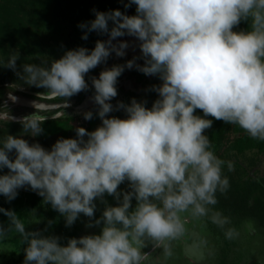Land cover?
Instances as JSON below:
<instances>
[{"label":"clouds","instance_id":"1","mask_svg":"<svg viewBox=\"0 0 264 264\" xmlns=\"http://www.w3.org/2000/svg\"><path fill=\"white\" fill-rule=\"evenodd\" d=\"M133 4L135 15L93 9L95 19L78 24L83 40L91 32L108 36L91 50H67L59 59L25 63L20 69V54L14 52L4 65L18 77L10 89H44L36 93L38 101L56 100L66 109L73 96L90 90L85 77L92 70L113 53L126 55L129 42L117 38H136L141 53L90 77L96 112L82 115L85 121L97 116L101 125L93 131L77 126L75 138L62 137L50 150L22 136L42 135L49 117L57 119L65 111L42 114L34 100L35 111L17 118L7 101L0 103V120L22 128L20 136L0 139V172L9 170L0 175V195L11 202L19 189L30 188L64 218L65 227L81 215L88 218L87 228L102 225L99 234L70 238L63 246L61 237L43 234L47 228L28 231L14 210L0 207L8 218V227L0 223V241L13 230L18 233L25 245L23 264H158L143 250L151 246L171 257L172 243L185 237L189 219L211 213L218 227L231 224L213 209L216 193L230 187L222 166L231 172L234 165L215 155L205 133L217 120L264 141V0H127L124 7ZM242 21L250 22V30L234 31ZM140 59L143 64L137 63ZM126 69L162 82L151 86L159 97L151 108L135 98L129 104L111 103ZM18 99L9 91L8 100ZM120 110L126 119L109 115ZM125 182L126 191L119 187ZM106 196L117 206L109 205ZM97 201L105 206L99 218ZM225 236L231 240L239 232L227 227Z\"/></svg>","mask_w":264,"mask_h":264},{"label":"rangeland","instance_id":"2","mask_svg":"<svg viewBox=\"0 0 264 264\" xmlns=\"http://www.w3.org/2000/svg\"><path fill=\"white\" fill-rule=\"evenodd\" d=\"M19 0H0V103L7 101L11 113L19 118L25 115L32 114L35 109L32 106V101L36 100L42 105V114L54 116L56 113H63L65 111L70 124L74 127H84L89 121L83 119V112L91 110L96 112L91 97L92 92H88L81 102H77L79 94L73 96L69 103L70 107L62 109L59 107V102L52 99L42 98L37 100L36 93L44 92V89L29 87L23 85L22 90H12L8 86L14 82H18L16 74L4 67L9 57L14 52H19L20 59L17 61L18 69L25 63L40 64L42 60L59 59L63 56L60 51L51 53L48 46H42L43 50L38 48L30 49L28 52L21 50L18 44L11 42V40H22L24 31L21 32L18 28V21L10 14L18 15V19L27 20L29 34L33 37L41 36L42 29L39 24L38 15L33 16L34 7L29 1V5L25 9L18 8L16 5ZM136 11V6L134 7ZM15 10L14 12H12ZM2 11V13H1ZM236 31V28L233 29ZM39 33V35H37ZM44 36V34H43ZM127 36L117 38L126 40ZM136 41V51L128 57H118L115 61L130 60L133 56H140L138 47L139 41ZM115 42V41H114ZM3 44V45H2ZM111 61L106 64H101L96 68L92 76L99 77V74L105 68H111L109 64L116 58L113 53ZM137 63L143 64L140 59ZM3 64V65H2ZM135 69L126 70L122 76L118 78L117 86L124 90L139 89L136 91L139 96L134 98L138 101H146L152 103L158 99V94L153 91V96L148 98L146 94L150 93L149 79L156 80L154 85L159 86L162 82L158 77L146 76L142 82L138 81L137 76L133 74ZM90 79V75H87ZM89 87L91 86V82ZM9 91L18 97V102L12 103L8 100ZM115 105L117 102H112ZM145 105V106H146ZM147 107V106H146ZM197 115H203L202 112H196ZM51 117H49L50 119ZM212 119L211 117H207ZM22 132L21 125L18 123H9L6 120H0V139L7 135L20 136ZM211 144L213 142L222 141V146L216 153V156L224 161H231L234 165V171L229 172L227 164L222 166L223 175L227 176L230 182L228 191L224 194L216 193L218 203L214 206V211L221 212L224 216L229 217L231 224L224 229L218 227L211 222L209 213L208 217L200 218L199 224L202 231V239L209 245L208 256L199 260L190 256L179 241H184L185 238L174 241L172 243V256L165 257L162 250L154 253L152 259L158 260V264H264V141H259L248 136L239 126L226 124L223 121L213 120L212 128L206 130L205 133ZM75 138V131L70 132L69 135L60 134L52 140H44L42 135L38 137L22 136V138L29 141V143H40L45 149L50 150L51 146L60 138ZM15 153L10 154L14 158ZM8 169H3L0 175L7 174ZM128 186L127 182L121 186ZM126 188V187H125ZM111 206H117V202L111 196L105 197ZM43 198L30 188H21L18 190V196L11 202H8L6 197L0 195V207L14 210L23 220L28 231L44 230L45 236L54 235L62 239L59 241L61 245L66 246L70 238H80L85 235L99 234L101 226L87 228L85 225L88 221L87 217L83 215L71 226L65 227V220L60 214L53 210L50 205H44ZM134 203L135 200H133ZM132 202V203H133ZM97 203V210L95 218H99L104 210V205L99 201ZM35 210V211H33ZM48 221H53L51 226H48ZM198 221V220H197ZM186 224L188 230L191 229V220ZM0 223L8 227V218L0 214ZM198 225L197 222H195ZM227 227H234L239 236L234 239H227L225 231ZM186 236V235H185ZM20 242V236L13 230L6 240L0 241V264H23L24 251Z\"/></svg>","mask_w":264,"mask_h":264},{"label":"trees","instance_id":"3","mask_svg":"<svg viewBox=\"0 0 264 264\" xmlns=\"http://www.w3.org/2000/svg\"><path fill=\"white\" fill-rule=\"evenodd\" d=\"M126 2L127 0H123V2H121V0H31V3L35 8L33 16L35 17V15H38V25H41V36H39V38H36L33 37L32 34H29L27 20L18 19L19 17L15 12L14 14H10L7 16H10L14 20L18 21L17 26L18 28H20L21 32L24 31V35L22 36V40H11V42L12 44H18V46H20L21 50H23L24 52H28L30 51V49L38 47L40 50H43L42 46L44 45L48 46V50H50L51 53L60 51L63 55L67 50H72L79 47H86L91 50L95 47V43L97 40H107L108 36L106 34H98L96 32H91L88 34V39L83 40L81 37L84 34V30L78 28V24L95 19L93 9L102 12L119 9L126 15H135V5L133 4V10L129 13V10L132 6L125 9L124 3ZM29 4L30 3L28 0H19L16 6L18 8L25 9V7H27ZM14 11L15 10H13L12 12ZM109 26L111 27V22ZM249 30L250 22L248 21H242L240 25L236 28V31ZM37 35H39V33H37ZM111 60V57H109L106 63H109ZM125 62L126 60L124 59L121 61H114L111 67L115 64H124ZM95 71L96 68L92 70L88 75L92 76ZM133 74L137 76V79L140 82H142L143 79L146 77L143 73L138 72L137 70L134 71ZM85 79L88 82H91L89 77L86 76ZM155 82L156 80L153 79H149L147 81V83L149 84V91L151 89V86L154 85ZM89 89V91L81 92L79 94L77 102H81L88 92L94 93L92 85L89 87ZM117 90L118 96L114 98L112 102L123 101L125 104H129L132 98H134V96H139V94L133 90H124L118 86ZM146 96H148V98H151L153 96V91H150V93L146 94ZM146 106L148 108H151L152 103L150 102ZM198 112L200 111L197 110V113ZM109 115L118 117L120 119L127 118V115L123 110L115 111L113 113H110ZM101 123V120L94 115V118L89 121L84 126V128H86L88 131H93L98 126H100ZM42 127L44 128V133L42 134L44 140H52L60 134L69 135V133L72 131L74 132L75 129V127L70 124V121L67 116H60L59 118L54 120L50 118L43 124ZM219 140L218 142H213L211 144V150L215 153V155L222 146V141ZM121 188H124L125 191L129 190L128 186L125 185L121 186Z\"/></svg>","mask_w":264,"mask_h":264},{"label":"flooded vegetation","instance_id":"4","mask_svg":"<svg viewBox=\"0 0 264 264\" xmlns=\"http://www.w3.org/2000/svg\"><path fill=\"white\" fill-rule=\"evenodd\" d=\"M133 207H135V203L133 202ZM191 220V229L188 230L186 236L184 237V241H179V244H183L185 251L192 257H195L199 260H203L208 256L209 253V245L202 239V231L201 226L199 224V219H190ZM198 220V221H197ZM198 223V225L195 224ZM190 222H188L189 224ZM177 242V241H176ZM151 246L145 248L143 251L149 253H158L160 250L157 249L155 252L152 251Z\"/></svg>","mask_w":264,"mask_h":264},{"label":"water","instance_id":"5","mask_svg":"<svg viewBox=\"0 0 264 264\" xmlns=\"http://www.w3.org/2000/svg\"><path fill=\"white\" fill-rule=\"evenodd\" d=\"M133 7H134V5H132L131 9L129 10V13L132 12ZM126 36H127V35H126ZM126 41H128L129 44H130V47L126 50V52H128V53H129V52H132V51L134 50V45H135V43H134V37L127 36ZM117 58H118V57H116V58H115V59L109 64L110 67H111V65L113 64V62H114L115 60H117ZM152 251H153V250H152Z\"/></svg>","mask_w":264,"mask_h":264},{"label":"crops","instance_id":"6","mask_svg":"<svg viewBox=\"0 0 264 264\" xmlns=\"http://www.w3.org/2000/svg\"><path fill=\"white\" fill-rule=\"evenodd\" d=\"M134 43H136V41H134ZM135 48H136V45H134V50H135ZM134 50H133L132 52H129V53L126 52V55H125L124 57H128V55H130V54H134V53L136 52V51H134ZM131 90H132V89H131ZM135 90H136V91H139V89H136V88H135Z\"/></svg>","mask_w":264,"mask_h":264}]
</instances>
